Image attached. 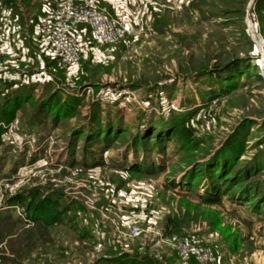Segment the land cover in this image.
I'll list each match as a JSON object with an SVG mask.
<instances>
[{
  "label": "rangeland",
  "instance_id": "374dc122",
  "mask_svg": "<svg viewBox=\"0 0 264 264\" xmlns=\"http://www.w3.org/2000/svg\"><path fill=\"white\" fill-rule=\"evenodd\" d=\"M55 1L21 8L33 23ZM92 2L129 22L123 37H86L72 66H1L2 103H36L0 122V264L20 249V264H264V0ZM11 10L0 0L3 45L30 33ZM48 201L61 220L34 219Z\"/></svg>",
  "mask_w": 264,
  "mask_h": 264
},
{
  "label": "built area",
  "instance_id": "2783aa9c",
  "mask_svg": "<svg viewBox=\"0 0 264 264\" xmlns=\"http://www.w3.org/2000/svg\"><path fill=\"white\" fill-rule=\"evenodd\" d=\"M45 12L36 28V42L43 54L63 65L79 62L87 35L93 43L108 44L119 40L129 30L128 21L97 8L92 0H56ZM8 33L6 18L0 14V48ZM138 232L137 227L130 229L132 235ZM172 239L177 241L175 236ZM195 250L187 239L179 243L178 252L183 258H188Z\"/></svg>",
  "mask_w": 264,
  "mask_h": 264
},
{
  "label": "trees",
  "instance_id": "16d2710c",
  "mask_svg": "<svg viewBox=\"0 0 264 264\" xmlns=\"http://www.w3.org/2000/svg\"><path fill=\"white\" fill-rule=\"evenodd\" d=\"M28 1H30V0H3V3L10 10L12 9L11 11H12V17L13 18L16 17V15H18L20 26H24L25 28H28L29 32H32V31H34V29L38 23L39 18L36 21H34L33 23H31L30 26H28L27 19H26V13H25L24 9L21 8L23 5H27ZM41 10H42V8H41ZM18 19H17V21H18ZM263 34H264V32H263ZM24 36H27V34ZM86 37L89 38V35H87ZM232 67L233 66H230L226 70H228ZM9 85L13 88L14 85H25V83L22 80L21 81L16 80V81L9 82ZM6 88H8V87H6ZM6 88H4V90ZM12 93L15 95L20 94V92L18 93L17 90H15ZM12 93L10 92L8 94L11 95ZM5 95L6 94H3V97H1L2 99H0V122L4 119L7 121L13 119L18 108H19V106L22 104V102L24 100L27 99L32 104L36 103V99H34V97L32 96V97H26V98L20 99L16 102H8L6 104H3L2 101L4 100ZM32 95H34V94H32ZM56 97H57L56 95H52L50 102L48 103V105H46V106H48V108L51 111H52V109L57 107L56 102L54 101L56 99ZM172 130H173L172 134L177 135L179 138L184 140L186 143H189L192 141L193 131L189 127L186 126L184 121H182V120L178 121V124ZM139 170H144V169H139ZM38 207H39V209L40 208L41 209L40 210L38 209L40 212H39V215L34 218L35 220L39 219L41 221L51 222V223H54V222L61 220L62 213H61V211H59L56 203L49 202L48 206H44L43 202H41ZM167 227H171L172 229H170V230H172L173 232L175 231V230H173L172 226L167 225ZM172 231H170V232H172ZM45 235H46V233H45ZM2 239H5L3 237V235H2ZM41 239H43V237ZM12 251L14 253H17V255H16L17 257L15 259H10L8 264H20V258L23 257L25 253L22 252V249H20L18 251H15V250H12ZM119 264H161V263L157 259L146 257V258H140V259L139 258H133V259H129V260L121 259L119 261Z\"/></svg>",
  "mask_w": 264,
  "mask_h": 264
},
{
  "label": "crops",
  "instance_id": "0c3cea01",
  "mask_svg": "<svg viewBox=\"0 0 264 264\" xmlns=\"http://www.w3.org/2000/svg\"><path fill=\"white\" fill-rule=\"evenodd\" d=\"M44 9L46 11L47 8L44 7ZM26 12H27V10L25 11V13ZM26 14L28 15V13H26ZM26 17H27V24H28V26H30L31 22H29V15ZM19 26H20V24H19ZM25 30H26V28H25ZM16 33H17V31L14 34H12L13 37L10 40L8 39L0 49V54H1L0 59L3 58L2 59L3 61L0 63V71H3L4 69L8 68L7 71L5 72L7 74L0 75V77L3 76L4 79H7V78L10 79L11 77L13 78V80L15 79V75L11 73V71L14 69L12 67L15 65H13L12 67H3V68L1 67L3 65L7 64L10 61V59H12L13 61L18 60L20 63L23 64V63L30 62L33 59H36L37 57H39V58L41 57L42 51H40V53H38V55H37V52L30 53V51H29L32 46L35 47L37 45V42L34 39L35 36H33V31L30 32L27 36H24V31H22V32L19 31L17 34ZM43 55L44 54L42 53V56ZM7 58H10V59L8 61L4 62V59H7ZM21 72H26V70H21ZM17 74H18V72H17ZM40 74H42V73H40ZM33 78L34 79L38 78L39 80L43 79V77H41V75L35 76V77L33 76Z\"/></svg>",
  "mask_w": 264,
  "mask_h": 264
}]
</instances>
